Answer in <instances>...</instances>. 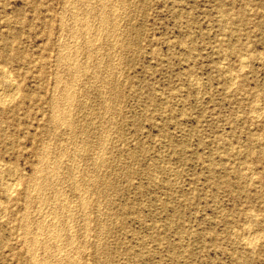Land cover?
<instances>
[{"label":"rangeland","instance_id":"rangeland-1","mask_svg":"<svg viewBox=\"0 0 264 264\" xmlns=\"http://www.w3.org/2000/svg\"><path fill=\"white\" fill-rule=\"evenodd\" d=\"M0 88V264H264V0H0Z\"/></svg>","mask_w":264,"mask_h":264},{"label":"bare ground","instance_id":"bare-ground-1","mask_svg":"<svg viewBox=\"0 0 264 264\" xmlns=\"http://www.w3.org/2000/svg\"><path fill=\"white\" fill-rule=\"evenodd\" d=\"M70 1H71V0H70ZM84 1H85V0H84ZM75 2H76V1H75ZM82 2H83V1H82ZM99 2H100V0H99ZM77 3H78V2H77ZM77 3H76V4H77ZM96 3H97V2H96ZM96 3H95V4H96ZM108 3H109V2H108ZM104 4H105V3H104ZM115 5H116V4H115ZM76 6H77V5H76ZM101 7H102V6H101ZM110 7H111V6H110ZM98 10H99V9H98ZM98 10H97V11H98ZM115 10H116V9H115ZM61 12H62V11H61ZM78 12H79V11H78ZM89 12H90V11H89ZM103 12H105V11H103ZM103 12H102V13H103ZM108 12H109V11H108ZM123 12H124V11H123ZM72 13H73V12H72ZM90 13H91V12H90ZM118 13H119V11H118ZM97 14H98V13H97ZM99 14H100V13H99ZM103 14H104V13H103ZM106 14H107V13H106ZM116 14H117V13H116ZM78 15H79V14H78ZM101 15H102V14H101ZM118 15H119V14H118ZM63 16H64V15H63ZM76 16H77V15H76ZM76 16H75V17H76ZM87 16H89V14H87ZM102 16H103V15H102ZM104 17H105V16H104ZM61 18H62V17H61ZM78 18H79V17H78ZM78 18H77V19H78ZM85 18H86V17H85ZM98 18H99V17H98ZM102 18H103V17H102ZM86 19H87V18H86ZM103 19H104V18H103ZM74 20H75V19H74ZM130 20H131V19H130ZM77 21H78V20H77ZM82 21H83V20H82ZM93 22H94V21H93ZM102 22L105 23L104 21H102ZM106 22H107V20H106ZM95 23H96V22H95ZM103 23H101V25H102ZM105 24H106V23H105ZM129 24H130V23H129ZM129 24H128V25H129ZM59 25H60V24H59ZM87 25H88V24H87ZM62 26H63V25H62ZM90 27H91V26H90ZM127 27H128V26H127ZM62 28H63V27H62ZM74 31H75V30H74ZM102 31H103V30H102ZM78 32H79V31H78ZM114 32H115V31H114ZM98 33H99V32H98ZM76 34H77V33H76ZM76 34H75V35H76ZM117 35H118V34H117ZM126 36H128V35H126ZM119 37H120V36H119ZM119 37H118V38H119ZM74 38H75V37H74ZM102 38H103V37H102ZM88 39H90V38H88ZM95 39H96V38H95ZM60 41H61V40H60ZM84 41H85V40H84ZM86 41H87V40H86ZM90 41H91V40H90ZM92 41H93V40H92ZM92 41H91V42H92ZM96 41H98V40H96ZM73 42H74V41H73ZM78 42H79V40H78ZM65 43H66V41H65ZM75 43H76V42H75ZM85 43H86V42H85ZM100 43H101V42H100ZM111 43H112V42H111ZM76 44H77V43H76ZM76 44H75V45H76ZM88 44H90V42H88ZM59 45H60V44H59ZM71 45H72V44H71ZM88 46H89V45H87L86 47H88ZM93 46H94V45H93ZM110 46H111V45H110ZM112 46H113V45H112ZM68 47H69V46H68ZM107 47H108V46H107ZM83 48H84V47H83ZM85 49H86V48H85ZM92 49H93V48H92ZM109 49H110V48H109ZM77 50H78V49H77ZM83 50H84V49H83ZM70 51H71V50H70ZM62 52H63V50H62ZM78 54H79V53H78ZM91 54H92V53H91ZM63 56H64V55H63ZM64 57H65V56H64ZM81 57H82V56H81ZM71 58H72V57H71ZM89 58H90V57H89ZM61 59H63V58H61ZM77 59H79V58H77ZM103 59H104V58H103ZM242 59H243V58H242ZM245 59H246V58H245ZM248 60H249V59H247V60L245 61V63L248 62ZM75 61H76V60H75ZM101 61H102V59H101ZM243 61H244V60H243ZM243 61H241V62H243ZM91 63H92V61H91ZM97 63H98V62H97ZM245 63H244V64H245ZM72 64H73V63H72ZM78 64H79V63H78ZM100 64H101V63H100ZM115 64H116V63H115ZM241 64H242V63H241ZM244 64H242V66H243ZM88 65H89V64H88ZM83 66H84V65H83ZM89 66H90V65H89ZM113 66H114V65H113ZM113 66H112V67H113ZM242 66H241V68H243ZM245 66H246V65H245ZM57 67H58V66H57ZM78 67H79V66H78ZM117 67H118V66H117ZM218 67H219V66H218ZM86 68H88V67H86ZM226 68H227V67H226ZM59 69H60V68H59ZM244 69H245V68H244ZM9 70H10V69H9ZM57 70H58V69H57ZM89 70H90V69H89ZM5 71H6V70H5ZM105 71H106V70H105ZM112 71H113V70H112ZM8 72H9V71H8ZM6 73H7V72H6ZM11 73H12V72H11ZM67 73H68V72H67ZM70 73H71V72H70ZM82 73H83V72H82ZM108 73H109V72H108ZM108 73H107V74H108ZM111 75H112V74H111ZM235 75H237V74H235ZM235 75H234L233 78H235ZM7 76H8V75H7ZM237 76H238V75H237ZM237 76H236V78H237ZM9 77H10V76H9ZM9 77H8V78H9ZM93 77H94V76H93ZM101 77H102V76H101ZM5 78H6V77H5ZM68 78H69V77H68ZM73 78H74V77H73ZM73 78H72V79H73ZM70 80H71V79H70ZM66 82H67V81H66ZM73 82H74V81H73ZM102 82H103V81H102ZM192 82H193V81H192ZM234 82H235V81H234ZM74 83H75V82H74ZM14 84H15V83H13V85H14ZM56 84H57V83H56ZM18 85H19V84H18ZM71 85H72V84H71ZM235 85H236V84H235ZM15 86L17 87V85H15ZM54 86H55V85H54ZM58 86H59V85H58ZM66 86H67V85H66ZM74 86H75V85H74ZM74 86H73V87H74ZM3 87H4V86H3ZM12 87H13V86H12ZM13 88H14V87H13ZM17 88H18V87H17ZM56 88H58V87H56ZM68 88H70V87H68ZM0 89H1V88H0ZM4 89H5V88H4ZM15 89H16V88H15ZM19 89H20V88H19ZM8 90H9V89H8ZM10 90L13 91V89H11V88H10ZM10 90H9V92H10ZM54 90H55V89H54ZM64 90H65V89H64ZM64 90H63V92H64ZM67 90H68V89H67ZM67 90H66V91H67ZM88 90H89V89H88ZM88 90H87V91H88ZM16 91H17V90H16ZM57 91H58V90H57ZM92 91H93V90H92ZM106 91H107V90H106ZM53 92H54V91H53ZM67 92H68V91H67ZM3 93H4V92H3ZM3 93H2V94H3ZM5 93H6V92H5ZM13 93H14V91H13ZM13 93H11V94H12L13 97H14V94H13ZM15 93H16V92H15ZM68 93H70V92H68ZM72 93H73V92H71V94H72ZM6 94H7V93H6ZM4 95H5V94H4ZM7 95H8V94H7ZM9 95H10V93H9ZM16 95H17V94H16ZM67 95L69 96V94H67ZM75 95H76V94H75ZM98 95H99V94H98ZM61 96H62V95H61ZM64 96H66V95H64ZM68 96H66V97H68ZM70 96H71V95H70ZM70 96H69V99H70ZM86 96H87V95H86ZM118 96H119V95H118ZM2 97H3V96H2ZM0 98H1V97H0ZM3 98H4V97H3ZM5 98H7V96H6ZM8 98H9V96H8ZM57 98H58V97H57ZM73 98H74V97H73ZM3 100H4V99H2V101H3ZM5 101H6V99H5ZM11 101H12V98H11ZM74 101H76V100H74ZM1 103H3V102H1ZM11 103H12V102H11ZM51 103H52V102H51ZM70 103H71V102H70ZM99 103H100V102H99ZM57 104H58V103H57ZM73 104H74V103H73ZM260 104H261V103H260ZM3 105H4V104H3ZM69 107H70V106H69ZM69 107H67V108H69ZM73 107H74V106H73ZM256 107H257V106H256ZM259 107H260V106H259ZM56 108H58V107H56ZM78 108H79V107H78ZM53 109H54V107H53ZM59 109H60V108H59ZM69 110H70V109H69ZM80 110H81V109H80ZM55 111H56V110H55ZM63 111H64V110H63ZM71 111H72V110H71ZM60 112H61V111H60ZM64 112H66V111H64ZM62 113H63V112H62ZM62 113L60 114V116L62 115ZM84 113H85V112H84ZM72 114H73V113H72ZM53 115H56V114L54 113ZM57 115H59V113H57ZM63 115H64V114H63ZM66 115H67V114H65L64 117H66ZM97 116H98V115H97ZM57 117H58V116H57ZM53 118L55 119V117H53ZM62 118H63V117H62ZM62 118H61V119H62ZM73 118H74V117H73ZM94 118H95V117H94ZM58 119H59V118H58ZM64 119H65V118H64ZM96 120H97V119H96ZM62 122L64 123L65 121H62ZM68 122H69V121H68ZM87 122H88V121H87ZM58 123H59V122H58ZM65 124H66V123H65ZM70 124H71V123H70ZM70 124H69V125H70ZM66 125H67V124H66ZM76 125H77V124H76ZM65 127H66V126H65ZM79 128H80V127H79ZM85 128H86V127H85ZM101 128H102V127H101ZM65 133H66V132H65ZM107 133H108V131H107ZM88 135H89V134H88ZM96 135H97V134H96ZM61 136H62V135H61ZM98 138H99V137H98ZM64 140H66V139H64ZM86 140H87V139H86ZM94 140H95V139H94ZM47 141H48V140H47ZM60 141H61V140H60ZM63 142H64V141H63ZM78 142H79V141H78ZM78 142H77V143H78ZM100 142H101V141H100ZM70 143H71V142H70ZM47 146H48V145H47ZM55 146H56V145H55ZM80 149H81V148H80ZM83 149H84V148H83ZM83 149H82V150H83ZM44 150H45V148H44ZM47 151H48V150H47ZM67 151H68V150H67ZM105 152H106V151H105ZM44 153H45V152H44ZM46 153H50V152H46ZM72 154H73V153H72ZM42 155H43V154H42ZM44 156H45V155H44ZM61 156H62V155H61ZM61 156H60V158H61ZM45 157H46V156H45ZM40 158H41V157H40ZM49 158H50V157H49ZM103 158H104V157H103ZM61 159H62V158H61ZM49 160H50V159H49ZM71 161H72V160H71ZM87 161H88V160H87ZM94 163H95V162H94ZM43 164H44V163H43ZM72 164H73V163H72ZM94 166H95V165H94ZM0 167H1V166H0ZM42 167H43V166H41V168H42ZM87 167H88V166H87ZM41 168H40V169H41ZM49 168H50V167H49ZM67 168H68V167H67ZM75 168H76V167H75ZM40 169H39V170H40ZM101 170H102V169H101ZM50 171H51V170H50ZM69 171H70V170H69ZM1 172H2V171H1ZM53 172H54V171H53ZM53 172H52V173H53ZM86 172H87V171H86ZM100 172H101V171H100ZM100 172H99V173H100ZM38 173H39V172H38ZM42 173H43V172H42ZM52 173H51V174H52ZM54 174H55V173H54ZM39 175H40V174H39ZM41 175H42V174H41ZM89 175H90V174H89ZM12 176H13V175H12ZM16 176H19V175L16 174ZM16 176H15V177H16ZM37 176H38V175H37ZM55 176H56V175H55ZM74 177H75V176H74ZM82 177H83V176H82ZM63 178H64V177H63ZM70 178H72V177H70ZM75 178H76V177H75ZM7 179L9 180V178H7ZM92 179H93V178H92ZM8 180H7V182H8ZM10 180H12V178H11ZM15 180H16V179H15ZM46 180H47V179H46ZM71 180H72V179H71ZM80 180H81V179H80ZM3 181H4V180H3ZM18 181L20 182L21 180H19V178H18ZM18 181H17V182H18ZM40 181H41V180H40ZM51 181H52V180H51ZM10 182H11V181H10ZM19 182L16 183V184H18V186H19ZM63 182H64V179H63ZM8 183H9V182H8ZM78 183H79V182H78ZM14 184H15L14 181H13L12 183H10V187H9L10 190H11L12 187H14ZM34 184H35V183H34ZM36 184H37V183H36ZM56 184H57V183H56ZM72 184H73V183H72ZM79 184H80V183H79ZM37 185H38V184H37ZM77 185H78V184H75V186H77ZM80 185H81V184H80ZM33 186L36 187L35 185H33ZM33 186H32V188H33ZM67 186H68V185H67ZM29 187H30V186H29ZM46 187H47V186H46ZM46 187H45V189H46ZM6 188H8V186H7ZM14 188H15V187H14ZM14 188H12V190H13ZM36 188H37V187H36ZM16 189H17V186H16V188L14 189V191H15ZM30 189H31V188H30ZM38 189H39V188H38ZM63 189H64V188H63ZM73 189H74V188H73ZM79 189H80V188H79ZM106 189H107V188H106ZM7 190H8V189H7ZM28 190H29V189H28ZM33 190H34V189H33ZM53 190H54V189H53ZM30 191H31L30 194L32 195V193H33L34 191H36V190H34V191L30 190ZM39 191H40V190H39ZM42 191H43V190H42ZM44 191H45V190H44ZM78 191H79V190H78ZM28 192H29V191H28ZM36 192H37V191H36ZM73 192H74V191H73ZM6 193H7V192H6ZM12 193H13V192H12ZM12 193L10 192V194H12ZM58 193H60V192H58ZM63 193H64V192H63ZM68 193H70V192H68ZM68 193H67V194H68ZM83 193H84V192H83ZM83 193H82V194H83ZM27 194L30 195L29 193H27ZM56 194H57V193H56ZM61 194H62V193H61ZM28 195H27V196H28ZM38 195H39V194H38ZM42 195H44V194H42ZM54 195H55V194H54ZM62 195H63V194H62ZM80 195H81V193H80ZM85 195H86V194H85ZM58 196L60 197V195H58ZM10 197H11V196H10ZM59 197H58L57 199H59ZM78 197H79V196H78ZM82 197H84V196L82 195ZM69 198H70V197H69ZM86 198H87V197H86ZM41 199H42V198H41ZM55 199H56V197H55ZM29 200H30V199H29ZM29 200H28V201H29ZM53 200H54V199H53ZM67 200H68V199H67ZM82 200H83V199H82ZM84 200H85V199H84ZM86 200H87V199H86ZM38 201H39V200H38ZM56 201H57V200H55V204L57 203ZM90 201H91V200H90ZM41 202H42V201H41ZM51 202H53V201H51ZM73 202H74V201H73ZM78 202H79V201H78ZM82 202H84V201H82ZM82 202H80V203H82ZM86 202H87V201H85V203H86ZM42 203H43V202H42ZM74 203H75V202H74ZM55 204H54V205H55ZM71 204H72V203H71ZM107 204H109V203H107ZM65 205H66V204H65ZM65 205H63V206H65ZM76 205H77V204H76ZM83 205H85V204H83ZM83 205H82V206H83ZM86 205H87V204H86ZM86 205H85V206H86ZM88 205H90V204H88ZM39 206H40V205H39ZM42 206H43V205H42ZM42 206H41V207H42ZM56 206H57V205H56ZM56 206H55V207H56ZM0 207H1V204H0ZM53 207H54V206H53ZM55 207H54V208H55ZM61 207H62V206H61ZM86 207H87V206H86ZM99 207H100V206H99ZM25 208H26V206H25ZM27 208H28V207H27ZM44 208H45V207H44ZM54 208H53V209H54ZM78 208H79V207H78ZM29 209H30V208H29ZM41 209H42V208H41ZM48 209H49V208H48ZM56 209H57V208H56ZM62 209H64V208H62ZM70 209H71V208H70ZM70 209H69V210H70ZM72 209H73V208H72ZM85 209H86V208H85ZM87 209H88V208H87ZM51 210H52V209H51ZM65 210H66V209H65ZM65 210H64V211H65ZM67 210H68V209H67ZM89 210H90V209H89ZM30 211H31V210H30ZM40 211H41V210H40ZM60 211H61V210H59V212L56 213V214H59ZM70 211H71V210H70ZM80 211H81V210H80ZM86 211H87V210H86ZM65 212H66V211H65ZM67 212L69 213V211H67ZM71 212H72V211H71ZM77 212H78V211H77ZM112 212H113V211H112ZM112 212H111V213H112ZM26 213H27V212H26ZM48 213H49V212H48ZM54 213H55V212H54ZM61 213H62V212H61ZM22 214H23V213H22ZM28 214H29V213H28ZM66 214H67V213H66ZM101 214H102V213H101ZM5 215H6V214H5ZM43 215H44V214H42V216H43ZM50 215H51V214L47 215V217L50 216ZM69 215H70V214H69ZM42 216H41V217H42ZM51 216H52V215H51ZM51 216H50V218H51ZM55 216H56V215H55ZM80 216H81V215H80ZM0 217H3V216H0ZM29 217H30V214H29ZM44 217H45V216H44ZM52 217H53V216H52ZM42 218H43V217H42ZM45 218H46V217H45ZM58 218H59V216H58ZM58 218H57V219H58ZM61 218H62V216H61ZM70 218H71V217H70ZM51 219H52V218H51ZM25 220H26V219H25ZM41 220H42V219H41ZM44 220H45V219H44ZM53 220H54V218H53ZM55 220H56V217H55ZM61 220H62V219H61ZM63 220H64V219H63ZM72 220H73V218H72ZM86 220H88V219H86ZM38 221H39V220H38ZM42 221H43V220H42ZM57 221L59 222V220H57ZM26 222H27V221H26ZM39 222H40V221H39ZM58 222H57V223H58ZM62 222H63V221H62ZM62 222H60V223H62ZM64 222H65V221H64ZM45 223H46V222H45ZM72 223H73V222H72ZM76 223H77V222H76ZM87 223H88V222H87ZM28 224H29V223H28ZM36 224H37V223H36ZM38 224H40V223H38ZM38 224H37V225H38ZM41 224H42V222H41ZM41 224H40V225H41ZM43 224H44V223H43ZM43 224H42V225H43ZM47 224H48V226H45V225H44V226H45L46 231H47L48 234L50 235V238H51V239H54V238H56V237L58 236V239H59V237L62 236V235L59 236L58 231H59L60 229L57 230L59 227H57V229H56V228H54V227L51 225V223L48 222ZM64 224H65V223H64ZM101 224H102V223H101ZM53 225L55 226L56 224L53 223ZM29 226H30V225H29ZM38 226H39V225H38ZM58 226H59V225H58ZM60 226H62V225H60ZM19 227H20V226H19ZM63 227H64V226H63ZM63 227H62L61 230L64 229ZM248 227H249V226H248ZM36 228H37V227H36ZM42 228H43V226H41L40 229H42ZM65 228H66V227H65ZM246 228H247V227H246ZM25 229H26V228H25ZM81 229H82V228H81ZM250 229H251V228H250ZM42 230H43V229H42ZM42 230H41V231H42ZM67 230H68V228H67ZM70 230H72V229H70ZM70 230H69V231H70ZM89 231H90V230H89ZM92 231H93V230H92ZM252 231H253V229H252ZM25 232H26V231H25ZM38 232H39V230H38ZM67 232H68V231H67ZM78 232H79V231H78ZM249 232H251V230H250ZM27 233H29V232H27ZM35 233H36V232H35ZM39 233H40V232H39ZM62 233H63V232H62ZM251 233H252V232H251ZM40 234H41V233H40ZM60 234H61V231H60ZM72 234H73V233H72ZM72 234H71V235H72ZM257 234H258V233H257ZM236 235H237V234H236ZM236 235H235V236H236ZM253 235H254V234H252L251 236H253ZM256 236H257V235H256ZM63 237H64V236H63ZM63 237H62V238H63ZM99 237H100V236H99ZM102 237H103V236H102ZM257 237H258V236H257ZM43 238H44V237H43ZM46 238H47V237H46ZM50 238H49V241L51 240ZM68 238H69V237H68ZM36 239H39V238H37V236H36ZM36 239H35V241H36ZM44 239H45V238H44ZM44 239H43V240H44ZM47 239H48V238H47ZM58 239H57V240H58ZM60 239H61V238H60ZM65 239H67V237H66ZM70 239H71V238H70ZM70 239H69V241H70ZM258 239H259V238H258ZM33 240H34V239H33ZM55 240H56V239H55ZM27 241H28V240H27ZM35 241H34V242H35ZM40 241H41V240H40ZM40 241L38 240V242H40ZM52 241H53V240H52ZM58 241H59V240H58ZM58 241H56V242H58ZM61 241H62V240H61ZM61 241H60V242H61ZM72 241H73V240H72ZM77 241H78V240H77ZM38 242H37V243H38ZM47 242H48V241H46L45 243L47 244ZM60 242H58V243H60ZM48 243H49V242H48ZM61 243H62V242H61ZM71 243H72V242H71ZM250 243H251V242H250ZM32 244H33V243H32ZM53 244H54V243H53ZM63 244H64V243H63ZM63 244H62V245H63ZM38 245H39V244H38ZM54 245H55V244H54ZM56 245H58V244H56ZM60 245H61V244H60ZM29 246H30V244H29ZM39 246H40V245H39ZM44 246H45V248H46L47 246H49V244L44 245ZM50 246H51V245H50ZM66 246H67V244H66ZM30 247H31V246H30ZM52 247H53V246H52ZM31 248H33V246H32ZM47 248H48V247H47ZM58 248H59V247H58ZM71 248H72V247H71ZM34 249H35V248H34ZM49 249H51V247H49ZM54 249H55V248H54ZM62 249L64 250L63 247H62ZM62 249H61V247L59 248L60 251H61ZM65 249H66V248H65ZM72 249H73V248H72ZM72 249H71V250L69 249L70 252L72 251ZM79 249H80V248H79ZM33 251H34V250H33ZM35 251H36V250H35ZM60 251H59V252H60ZM64 251H65V250H64ZM67 251H68V250H67ZM249 251H250V250H249ZM44 252H45V250H44ZM59 252H58V254H59ZM70 252H68V255H69ZM74 252H75V251H74ZM33 253H34V252H33ZM53 253H54V251H53ZM56 253H57V252H55V254H56ZM61 253H62V252H61ZM75 253H76V252H75ZM36 254H37V253H36ZM36 254H35V256H36ZM32 255H33V254H32ZM44 255H45V254H44ZM51 255H52V253H51ZM59 255H61V254H59ZM35 256H34V257H35ZM40 256H41V255H40ZM49 256H50V255H49ZM57 256H58V255H57ZM54 257H55V256H54ZM73 257H74V256H73ZM73 257H72V259L74 260ZM75 257H76V256H75ZM99 257H100V256H99ZM46 258H47V256H46ZM57 258H59V257H57ZM63 258H64V260H65V257H63ZM69 258H70V257H69ZM69 258H68V260H70ZM31 259H32V264H43V261H40V259H38V260H34L33 256L31 257ZM35 259H37V258H35ZM44 259H45V258H44ZM44 259H43V260H44ZM72 259H71V260H72ZM44 261H45V260H44ZM52 261H53V260H52ZM60 261H61V258H60ZM62 261H63V260H62ZM62 261H61V263H62ZM44 263H45V262H44ZM50 263H51V262H50ZM52 263H53V262H52ZM71 263H72V262H71ZM75 263H77V262L75 261ZM47 264H48V263H47Z\"/></svg>","mask_w":264,"mask_h":264}]
</instances>
